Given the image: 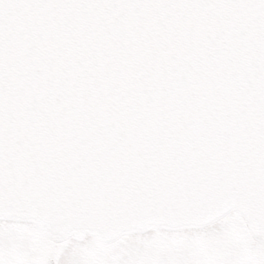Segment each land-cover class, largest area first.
Returning <instances> with one entry per match:
<instances>
[{
    "label": "water",
    "instance_id": "1",
    "mask_svg": "<svg viewBox=\"0 0 264 264\" xmlns=\"http://www.w3.org/2000/svg\"><path fill=\"white\" fill-rule=\"evenodd\" d=\"M232 211L264 246V0H0V219L38 264Z\"/></svg>",
    "mask_w": 264,
    "mask_h": 264
},
{
    "label": "rangeland",
    "instance_id": "2",
    "mask_svg": "<svg viewBox=\"0 0 264 264\" xmlns=\"http://www.w3.org/2000/svg\"><path fill=\"white\" fill-rule=\"evenodd\" d=\"M21 227L0 224V264H35L39 235ZM244 241L245 225L233 214L201 230L153 231L107 247L88 237L69 240L58 264H264Z\"/></svg>",
    "mask_w": 264,
    "mask_h": 264
},
{
    "label": "flooded vegetation",
    "instance_id": "3",
    "mask_svg": "<svg viewBox=\"0 0 264 264\" xmlns=\"http://www.w3.org/2000/svg\"><path fill=\"white\" fill-rule=\"evenodd\" d=\"M15 236L17 237V234L15 233Z\"/></svg>",
    "mask_w": 264,
    "mask_h": 264
}]
</instances>
